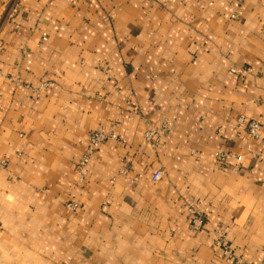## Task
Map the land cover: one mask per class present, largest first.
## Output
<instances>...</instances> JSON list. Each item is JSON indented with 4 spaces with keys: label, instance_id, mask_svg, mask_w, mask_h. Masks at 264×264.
Returning <instances> with one entry per match:
<instances>
[{
    "label": "crops",
    "instance_id": "obj_1",
    "mask_svg": "<svg viewBox=\"0 0 264 264\" xmlns=\"http://www.w3.org/2000/svg\"><path fill=\"white\" fill-rule=\"evenodd\" d=\"M1 162L0 264H264V0H0Z\"/></svg>",
    "mask_w": 264,
    "mask_h": 264
},
{
    "label": "built area",
    "instance_id": "obj_2",
    "mask_svg": "<svg viewBox=\"0 0 264 264\" xmlns=\"http://www.w3.org/2000/svg\"><path fill=\"white\" fill-rule=\"evenodd\" d=\"M16 11V6L13 5L10 9V13H13ZM44 39V37H42ZM230 71H237L240 72V69H230ZM237 127H242L245 129L246 133L251 137V138H256L258 135V130H259V123L255 120H248L246 119L243 115H238L235 119ZM165 125L161 127V129L164 128ZM157 133L156 131L153 130H148L143 133V137L145 140H151L153 136H155ZM107 139H113L116 140L117 136L112 130H104L100 125L97 127L91 129L88 131L86 138H85V146L84 150L81 154V156L78 159L77 162V167H76V172L78 174V178L82 179L85 175L86 172V165L91 157V155L97 150L99 144ZM228 153H221V152H215L214 156L216 161L218 162H223L227 157ZM1 165L3 162L0 163ZM161 175V172L159 169H155L151 174H150V180L151 181H156L159 179ZM65 207L69 210H74L77 207V204L75 202H67L65 204ZM189 218H190V224L191 227L194 229H199L202 224H203V218L202 215L195 209L192 208L191 205L187 208ZM214 246L219 247L223 253H225L227 256H230V250L227 244L223 241V237L221 234H217L216 238L214 239ZM234 264H242V260L238 257H235V262Z\"/></svg>",
    "mask_w": 264,
    "mask_h": 264
}]
</instances>
